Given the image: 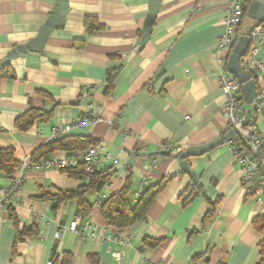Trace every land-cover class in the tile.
Returning <instances> with one entry per match:
<instances>
[{"label":"crops","instance_id":"1","mask_svg":"<svg viewBox=\"0 0 264 264\" xmlns=\"http://www.w3.org/2000/svg\"><path fill=\"white\" fill-rule=\"evenodd\" d=\"M252 2L245 1L237 41L264 28L248 17ZM57 3L0 0V69L11 73L0 80V146L12 147L21 164L32 162L33 154L54 140V128L94 117L99 119L95 124L64 136H89L121 164L128 161V151L154 154L138 157L129 171L119 169L104 192L122 190L131 173L135 204L141 180L149 186L169 182L146 219L123 231L102 218L96 206L99 195L89 196L93 210L88 219L94 227L82 241L69 230L82 218L78 201L54 208L55 201L41 198L75 190L87 180L71 179L58 170L26 171L14 209L19 227L37 226L39 234L14 250L16 229L3 204L10 180L0 177V264H51L55 255L58 264L66 255L71 264H115L114 252H123L124 264H258L264 229L258 230L256 220L264 218V205L245 195L229 146L225 142L189 159L196 183L182 172L179 158L189 148L205 146L229 132L220 75L229 72L236 44L232 50H219L218 43L227 30L230 0H162L150 40L134 57L150 24L149 0H68L63 27L52 30L43 50L19 54L5 64L13 50L40 34ZM254 47H259L256 40L241 63L252 57ZM257 58L264 63V46ZM249 75L256 77L258 89V77ZM240 96L250 116L251 104L242 90ZM31 109L50 113V119L19 131L16 119ZM253 120L264 136V115ZM170 145L178 146L179 152L167 150ZM19 174L18 169L15 177ZM194 191L198 194L184 204ZM126 239L130 242L124 243ZM146 239L159 244L146 246Z\"/></svg>","mask_w":264,"mask_h":264},{"label":"built area","instance_id":"2","mask_svg":"<svg viewBox=\"0 0 264 264\" xmlns=\"http://www.w3.org/2000/svg\"><path fill=\"white\" fill-rule=\"evenodd\" d=\"M245 1L230 0L226 19L227 30L218 43L219 50H232L234 44H236L237 30L242 24L245 14ZM250 37L252 40H256L259 47L264 46V28H257L252 31ZM259 47L252 48V57L241 63L242 70L249 74L255 73L259 81V87L251 103L250 116L244 102L241 100L242 85L238 80L229 72L223 71L220 75V82L225 97L222 113L229 122V131L232 130L236 134V138L227 141L226 144L229 146L234 162L239 168V183L247 197H252L264 205V136L253 120V116L264 115V63L257 58ZM186 119H189V117H186ZM98 121V118L85 116L75 126L54 128L53 139L69 134L75 128L91 126ZM113 126L117 128L116 124H113ZM103 146L102 143H99L86 152L75 153L71 157L63 153L62 155H53L39 163H33L29 160L22 162L19 168V176L12 178L9 186L5 189L4 206H14V198L20 192L23 174L31 169L62 171L75 168L82 163L87 174L108 169L113 171L121 163L118 159H112L111 155L104 151ZM166 148L173 153L180 150L178 146L170 145ZM129 169L128 166L124 168L126 171H129ZM110 186L111 183L109 182L105 188H110ZM139 187L140 192L137 193V197H140L143 191L149 187L147 180H141ZM108 196L109 194L106 192L101 193L96 206L100 207L103 200ZM93 227V222L90 219L79 217L70 225L69 230L78 234L81 240L84 241L86 233L92 231ZM57 237H59V234H57ZM90 237L93 240L98 239L94 232L90 233ZM129 242V239L124 241V243ZM112 258L115 264H124L125 256L123 252L112 253Z\"/></svg>","mask_w":264,"mask_h":264},{"label":"trees","instance_id":"3","mask_svg":"<svg viewBox=\"0 0 264 264\" xmlns=\"http://www.w3.org/2000/svg\"><path fill=\"white\" fill-rule=\"evenodd\" d=\"M87 25L88 31H91L92 28L90 24L87 23ZM8 77H11L10 70L7 68L0 69V80ZM253 78L256 79L255 76ZM241 100L243 101V98H241ZM48 119H50V113L39 109H31L16 119V127L19 131L26 132L30 130L36 122H43ZM99 143L100 142L89 136H62L39 148L33 154L32 162H42L56 153H64L66 156L71 157L75 153H84L90 148L97 146ZM179 158L181 160V156H179ZM20 166L21 162L16 159L15 150L12 147L0 146V177L11 180L15 177ZM111 171V169H108L87 174L84 164L82 163L75 168L62 170L61 172L66 174L69 178L74 180H87V183L75 190H58L57 195L54 196L44 194L41 199L55 201L56 206L54 208H58L60 204L65 201L77 200L82 218L88 219L93 210V204L88 200V197L91 195L100 196V194L104 192L106 185L115 176V173L111 174ZM168 182L169 181L165 179L154 186L147 187L137 202L133 204L131 195L134 180L132 174L128 173L123 189L109 195L108 198L104 199L101 203L100 211L102 218L109 227L116 231L132 228L146 219L150 206L157 195L165 189ZM196 194H198L197 191L192 192L184 204L192 201ZM6 211L8 219L13 222L16 229V242L14 248V250H16L17 245L23 242L24 239L37 236L39 234V229L37 226L20 228L13 205L6 206ZM211 213L212 212H210L207 217H209ZM256 223L258 224V230L262 231L264 229V218L256 220ZM158 244L159 241L149 239L144 241V245L149 247H156ZM259 250L260 260L258 264H264V240L259 243ZM58 261L55 255L53 256L51 264H58ZM61 264H71V257L66 255Z\"/></svg>","mask_w":264,"mask_h":264},{"label":"water","instance_id":"4","mask_svg":"<svg viewBox=\"0 0 264 264\" xmlns=\"http://www.w3.org/2000/svg\"><path fill=\"white\" fill-rule=\"evenodd\" d=\"M150 1V24L142 33V40L140 41L139 45L132 53V57L136 54L140 53L142 49L146 46V44L150 40V36L152 34V27L156 21L157 14L160 10V6L162 0H149ZM56 10L52 13L49 17L48 21L41 27L40 34L32 40L28 45L21 46L13 50L7 58H5L4 63L9 64L13 59H15L19 54H25L29 51H36L41 52L43 50L44 44L51 34L53 29L63 27L64 22L66 20V16L68 15L70 8L68 4V0H58L56 5ZM248 17L253 18L254 20L258 21L260 25H264V0H253L251 6L248 10ZM250 36L241 37L238 39L232 54L230 56L228 62V71L231 75H233L238 82L242 85V91L244 93L245 102L248 104L252 103V100L257 92V82L256 80L252 79V77L241 68V60L246 57L249 46L251 44ZM236 138V134L234 131H229L226 133L222 138H218L210 144H207L202 147H191L181 155V168L182 172L187 173L193 182H197L196 175L191 171L189 165V159L191 157H199L204 155L211 150L221 146L227 141ZM129 159L126 163H122L117 166L111 174L116 173L122 167L128 166L132 167L136 162L138 157H147L154 154H146V153H136V152H127Z\"/></svg>","mask_w":264,"mask_h":264}]
</instances>
